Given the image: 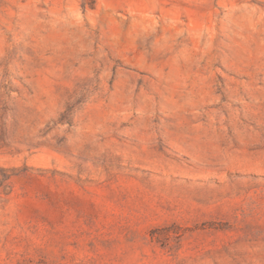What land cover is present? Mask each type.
<instances>
[{
  "label": "rangeland",
  "instance_id": "obj_1",
  "mask_svg": "<svg viewBox=\"0 0 264 264\" xmlns=\"http://www.w3.org/2000/svg\"><path fill=\"white\" fill-rule=\"evenodd\" d=\"M0 264H264V0H0Z\"/></svg>",
  "mask_w": 264,
  "mask_h": 264
}]
</instances>
